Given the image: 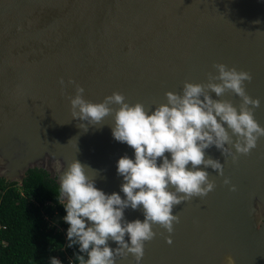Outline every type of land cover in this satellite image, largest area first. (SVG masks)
<instances>
[{
    "label": "water",
    "instance_id": "obj_1",
    "mask_svg": "<svg viewBox=\"0 0 264 264\" xmlns=\"http://www.w3.org/2000/svg\"><path fill=\"white\" fill-rule=\"evenodd\" d=\"M214 63L251 73L245 90L260 98L253 116L264 126V0H0V178L21 184L36 168L59 186L77 159L96 187L119 192L116 162L134 150L112 136L115 111L94 125L72 117L69 79L85 100L99 103L115 91L150 110L167 102L166 92L182 94L185 81L207 83ZM208 91L240 104L231 90ZM208 156L224 165L223 175L207 168L214 189L174 206L172 233L153 225L141 264H228V257L264 264V137L236 162L215 145ZM124 217L143 221L142 207L126 208ZM116 264L135 261L129 254Z\"/></svg>",
    "mask_w": 264,
    "mask_h": 264
},
{
    "label": "clouds",
    "instance_id": "obj_2",
    "mask_svg": "<svg viewBox=\"0 0 264 264\" xmlns=\"http://www.w3.org/2000/svg\"><path fill=\"white\" fill-rule=\"evenodd\" d=\"M213 67L217 72L209 73L207 83L185 81L182 94L168 91L167 102L150 110L140 102L129 104L115 91L99 103L85 100L84 88L69 79L76 91L70 98L72 117L94 125L115 111L112 136L134 150L132 157L125 154L116 162L117 174L122 177L119 192L106 193L96 187L95 177L86 171L90 166L77 159L61 172L56 201L65 210L61 218L68 225L65 246H77L69 264H116L117 258L129 254L135 264H141L145 241L156 235L153 225L172 233L173 222H179L174 206L214 189L207 168L223 175L224 165L219 159L206 158L205 150L215 145L224 157L231 156L236 162L238 154H248L258 138L264 137V126L253 116L260 98L245 90L244 82L251 81V73L224 63ZM60 84L64 85L63 77ZM208 90L217 97L231 90L241 98L238 108L231 101L214 99ZM112 104L119 107L114 110ZM79 126L87 128L84 123ZM189 162L191 166L186 167ZM201 164L204 167L198 168ZM223 183L236 190L229 177H224ZM128 207H142L143 221L127 220L124 210ZM109 240L117 246L111 247ZM166 240L172 242L170 236ZM48 264L63 262L50 256ZM228 264H234L231 257Z\"/></svg>",
    "mask_w": 264,
    "mask_h": 264
},
{
    "label": "trees",
    "instance_id": "obj_3",
    "mask_svg": "<svg viewBox=\"0 0 264 264\" xmlns=\"http://www.w3.org/2000/svg\"><path fill=\"white\" fill-rule=\"evenodd\" d=\"M58 189L42 169H29L21 184L0 178V264H48L50 256L69 264L67 256L73 259L77 246L66 247V235L52 224L56 217L57 224L68 226L56 201Z\"/></svg>",
    "mask_w": 264,
    "mask_h": 264
},
{
    "label": "built area",
    "instance_id": "obj_4",
    "mask_svg": "<svg viewBox=\"0 0 264 264\" xmlns=\"http://www.w3.org/2000/svg\"><path fill=\"white\" fill-rule=\"evenodd\" d=\"M52 224H54L62 233H64L65 235H66V228H67V226H65V227H63L62 225H59V224H57V222L55 221V222H52ZM65 253L67 252L66 251V248H63L62 249ZM67 254V253H66ZM58 259H59V257H57ZM67 261H68V263L70 262V260L72 259L70 256H67ZM73 264H76L74 261H73Z\"/></svg>",
    "mask_w": 264,
    "mask_h": 264
},
{
    "label": "rangeland",
    "instance_id": "obj_5",
    "mask_svg": "<svg viewBox=\"0 0 264 264\" xmlns=\"http://www.w3.org/2000/svg\"><path fill=\"white\" fill-rule=\"evenodd\" d=\"M56 221V217L53 218V222Z\"/></svg>",
    "mask_w": 264,
    "mask_h": 264
}]
</instances>
